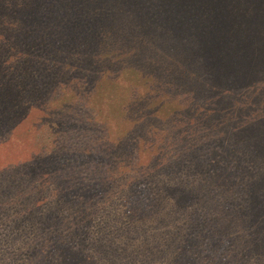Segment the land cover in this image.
Here are the masks:
<instances>
[{
	"label": "trees",
	"instance_id": "obj_1",
	"mask_svg": "<svg viewBox=\"0 0 264 264\" xmlns=\"http://www.w3.org/2000/svg\"><path fill=\"white\" fill-rule=\"evenodd\" d=\"M18 136L0 264H264V0H0Z\"/></svg>",
	"mask_w": 264,
	"mask_h": 264
},
{
	"label": "rangeland",
	"instance_id": "obj_2",
	"mask_svg": "<svg viewBox=\"0 0 264 264\" xmlns=\"http://www.w3.org/2000/svg\"><path fill=\"white\" fill-rule=\"evenodd\" d=\"M125 80H127L129 82V80H133L132 76H124L123 77ZM110 93V91L108 89H105V85H103L100 88V93L98 95V100H97V104H103L104 106L107 105V103H105L103 101V97L104 99L108 96V94ZM117 93V92H116ZM35 122V117L33 116L31 118V120L28 122V130L31 129L32 124ZM17 134V133H16ZM20 135V134H18ZM34 145L32 143V141L30 142L29 140L26 141L24 139H21L19 136L17 137V140L13 142V144H11V146L8 148H4L3 145L0 146V166L9 164V163H16L19 160H22L26 157V155L28 154V152L32 149H34Z\"/></svg>",
	"mask_w": 264,
	"mask_h": 264
}]
</instances>
